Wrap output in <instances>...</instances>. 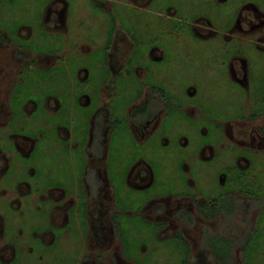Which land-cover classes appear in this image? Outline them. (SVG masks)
<instances>
[{
    "label": "flooded vegetation",
    "instance_id": "af4514ba",
    "mask_svg": "<svg viewBox=\"0 0 264 264\" xmlns=\"http://www.w3.org/2000/svg\"><path fill=\"white\" fill-rule=\"evenodd\" d=\"M11 1L20 5L23 0ZM26 1L21 6L27 12L28 7L35 9L36 20L8 30L0 28V264L13 263L16 245L28 225L34 226L29 234L48 245L59 239L58 227L70 224L73 230L63 241L73 246L83 243L72 264H159L164 260L174 264H238L239 259L247 264L256 254L264 258V119L250 117V108L245 109L250 104L242 101L234 123L211 124L206 120L201 125L195 104L184 109L173 100L171 87L178 80V70L185 74L186 66L176 64L174 68L170 45L167 50L152 46V51L133 54L130 32L108 26L107 13L117 0H35L34 6L28 1L29 5L22 4ZM125 1H132L135 8L143 5L142 0ZM260 3L243 0L237 6L235 22L222 32L206 8L187 29L203 40L221 39L223 70H218L220 62H206L203 67H217L208 72L218 76V87L229 81L244 83L234 93L237 98H250L246 41L251 36L259 48L262 46L260 52L264 51L260 45L264 40V6ZM88 5L95 11L90 16L100 9L106 16L102 20L107 39L103 44L106 71L111 75L112 70L117 77L133 67L135 77L144 85L135 87L138 92L143 90L139 99L124 101L125 96L106 83L107 91L91 95L89 100L84 93L78 96L77 81H73L70 93L64 94L59 68L76 60L87 67L94 58L79 33L75 35L78 39L70 37L75 33L72 21L77 9ZM45 28L57 37L55 49L32 48ZM65 35L71 38L69 44L61 43ZM71 53H75L73 59L67 57ZM195 63L196 67L187 68V74L192 71L194 76L199 62ZM173 69L177 70L174 75ZM31 72H38V76ZM72 103L92 107L89 111L81 107L89 117L87 131L72 125L77 118ZM176 109L190 118L185 126L188 133L178 135L184 142L183 150L190 147L184 155L189 186L153 192L150 189L159 177L156 162L172 157L171 125ZM169 123L170 134L165 128ZM126 135L131 138L128 143L122 142ZM71 143L76 144L74 158L70 156ZM124 144L130 145L127 157L121 147ZM141 144L154 148L157 154L161 144L165 156L161 152V157L149 158L141 151ZM220 148L232 156L223 161ZM52 150L68 156L60 176L46 167ZM121 156L127 159L126 169L116 164ZM26 206H33L32 213L25 215ZM130 228L144 230L151 235L147 238L150 242L136 244L137 249L130 251V244L122 238ZM71 233L77 237L75 241ZM28 242L37 244L34 239Z\"/></svg>",
    "mask_w": 264,
    "mask_h": 264
},
{
    "label": "rangeland",
    "instance_id": "374dc122",
    "mask_svg": "<svg viewBox=\"0 0 264 264\" xmlns=\"http://www.w3.org/2000/svg\"><path fill=\"white\" fill-rule=\"evenodd\" d=\"M14 1H17V0H14ZM27 1L32 3L33 6L36 5L35 0H27ZM27 1L22 4L29 5ZM88 1L93 2L95 0H88ZM147 1L148 0H142L143 5L136 7V8L134 7L132 1L131 2L128 1L126 4H123L121 2H117V3L113 2V7L107 13V17L109 18V20H107V24H109L108 25L109 27H111L112 29L119 28V29L130 32V36H128V39L133 38L134 42L136 41V36H137L138 46H136V49L134 48L133 54H135L136 51L141 49L140 45H142L144 48H146L147 46L149 47L152 44V41L155 39L154 36H156V40H161V38L163 40H166L164 37V33H166V31L168 30L173 31V32L175 30V32H178V31L189 29L190 27L188 23L190 21L189 17L192 11L196 10L198 7L204 8V6L207 5L206 9H209L211 13H213L217 17L221 16L220 18L221 20L227 19L226 22L228 23V19L230 17L229 13L232 11L233 8L241 5V2L243 0H230L229 2H222L221 4H219L217 0L216 1L209 0L208 3H206L205 1H201V0H150L148 1V3ZM21 2H20V5H17V3L13 4L11 0H2V3L0 4V28L2 27L8 30V28L9 29L16 28L24 24H31V22L36 20L35 9H32L27 6L28 7V12H27V9L24 6H21ZM259 2H261L260 6H264V0H259ZM41 5L43 7V3ZM38 8L40 7L38 6ZM91 13L94 15L95 11L91 12L90 5L78 8L75 14L76 16L73 17L74 23L72 21V24L74 25L75 33H73L70 37L78 39V37H75V35L76 33H79L80 35L78 36H81L80 38H83L84 40L88 39L87 41L89 42V44L99 46L98 48L94 47L95 50L91 54V57L93 58V57H96L97 55H102V56L105 55V51H104L105 48H103V44L106 43L105 42L106 39L104 41V35L106 33L104 30V27L102 26V15L99 14L98 12L97 15L90 16ZM7 16L11 17L13 21L8 20L6 18ZM49 33H51L49 29L45 28L44 31L40 34V39H39L40 41H38V44H36L32 48L37 49L40 47H46V49H49L52 47L51 49L53 48L55 49V47H53L54 46L53 43L54 41L57 40V37L52 36L53 33L51 34ZM45 34L48 35L47 38H45L46 37ZM220 35L221 33L218 35V38L220 37ZM70 37L67 35L62 36L63 39L61 43L69 44L68 40H70L71 42ZM188 37L189 36L184 35V39H183L184 42L181 41L179 43L174 44L173 46L174 55L172 58V62H173L172 65H174L175 69L177 68L176 64L186 66L184 68L185 74H183V72L180 74L178 70V74H179L178 80H176L175 83L171 87V91L174 93V98H175L173 99L174 102L178 104H184L183 105L184 107L186 106L194 107V103H200L203 106L204 104L202 103H205V104L207 103L212 107L218 106V107H221L224 112L220 110L221 111L220 114L212 113L213 114L212 116L209 113H207V116L212 117V118L215 117V119H220V120H224L225 118L226 119L231 118L230 116L232 115L227 114L228 112L227 107L232 106L234 108H238L239 103H241V105L243 104L242 103L243 98H238L236 100L232 94H234L237 91L239 92V90H241L240 85L244 86V83L243 85L242 84L239 85V84H235L232 81H229L228 83L224 82L222 85L218 87V84H216V81H215L218 76L216 74L211 75L210 72H208V75L206 76L208 80L207 84L194 83L192 80H196L198 76H191V74L193 73L192 71H190V73L187 74L186 73L187 68L189 66L192 67L193 65L196 67V63H195L196 61L203 62V60H205L208 63L220 62L221 65H219L220 67L218 70H223V67L225 66V63H224L225 59L223 56V52L221 51H223L224 49H221V47L218 46L217 47L218 50H217L216 43L215 42L213 43L212 41H208V42H212V44H208L204 46H192V41L187 40ZM36 39L37 38L35 37L34 39H32V41L35 42ZM43 39H47L48 42L44 41ZM47 44H49V46ZM238 47L243 49V47H241V44L238 45ZM247 50H250V45L247 47ZM74 54L75 53H71L67 57L69 59H73ZM184 54L186 55L185 58L187 59H182V56ZM261 54L264 55V51L261 52ZM169 59H171V57ZM76 62L75 61L71 62V64L68 67L62 66L61 68H59L58 76H60V78L63 79V92L65 95L70 93V91L72 90L71 85H73L72 83H74V82L69 83L68 80L74 81L73 78H70V77H72L73 75L75 77L76 75L75 73L76 72L79 73L82 67L87 68L86 66H82L86 64L85 62L79 61V60H76ZM134 64H135V61H134ZM175 69H173V75L177 72V70ZM193 69L194 68H192V70ZM214 69H217V67L216 68L207 67V71L214 70ZM94 70L96 69H91L92 72ZM212 72L214 73V71ZM48 73L50 72H47L46 74H42V76L44 77L48 75ZM111 73H112L111 75L109 73L110 76L108 75L104 78H97L95 77V75H92L89 78L88 83L86 82L87 84H83L82 82H81L82 84H78V85L77 83H74V84H76L77 86L76 89L87 87L88 89L95 90L98 88V86H101V84L107 83V86L115 87L117 92H120L121 94L125 96L124 101H128V99H130L129 96L133 94V91L135 90L136 86L139 88L141 85H143L142 83L140 84V81L135 77L133 67H130L129 69H127V72L125 71V72H121L120 74H118L117 75L118 78L114 77L112 70H111ZM31 74H34L35 77L38 76V72H31L30 75ZM47 82H49V78H47ZM189 85L192 86V88H189L191 89L190 91L194 90L193 86L197 87L198 89L197 95L186 93V91L184 90V87L186 88ZM51 88L53 87L48 86V89H51ZM202 90H204L203 93H202ZM81 91L82 89L79 90L78 96L80 95ZM209 105L208 107H210ZM77 107L80 110V112L84 111L82 110L80 105H75L74 110H76ZM89 108H92V107L88 106V111H89ZM249 108L250 106L249 107H247V105L245 106L246 110ZM243 112H241V114ZM77 116L78 118L80 117L79 115ZM197 116L200 117L201 121L199 122H201V125L203 121L209 120L207 119V117L203 115L198 114ZM179 120H180L179 115H175L174 124L171 125V131L172 133H174L173 144L171 145V148L176 147V146L181 147V144L184 143L183 141H179L180 140L178 137L179 133H183V134L188 133V130L185 126L181 127L183 122L181 121V123H178ZM121 125L122 124H120L118 128L121 127ZM76 126L79 127L81 126V124L78 122ZM165 128L170 134V123ZM123 130L124 129H122V131ZM130 139H131L130 135H126V137L122 138V142L128 143V140ZM115 143L113 140L112 146H111L112 149H114ZM71 144L73 146V149L71 151L73 152L71 153L70 156L74 158L76 157V154H77L76 149H74L76 144L75 143H71ZM189 148H184L185 154L189 151ZM144 150L145 152L149 151L148 149H146V146L143 147V145L141 144V151L143 152ZM175 154H176V158H178V154H179L178 150H176ZM63 155L64 154L62 153L60 154L52 150L50 157L48 158V161L46 164V167L48 166L49 169H51L54 172V174L58 176L64 174L65 172L64 169L66 166L68 156L67 155L63 156ZM220 156H222V154H220ZM122 160L124 161L123 164H121L119 161H117L116 164L126 169L127 168L126 167V163H127L126 157L123 156ZM176 177H178L177 173H176ZM169 178L171 179V174L169 175ZM61 179L63 178L61 177ZM157 181L158 182L156 183V185L150 189L153 192L161 190V189H164V190L172 189L178 184L176 181H174V183H170V182L167 183L164 177H158ZM190 192L192 191L190 190ZM24 210H26L25 215H27L29 213H32L31 210H34V208L33 206L32 207L26 206V208L24 207ZM254 214L258 217L257 213L254 212ZM256 216H255V221H254L255 223L253 226L256 225ZM241 217L242 215L240 214L239 219H241ZM33 227H31V225H28L26 227V230H24V232H27V233H25L24 235H21L24 237H21L20 238L21 241L16 245L17 254L12 264H23L22 263L23 259H26V261H29L28 264H72V258L76 256L79 253L80 249L83 247V243H79L77 245L75 244V246H73L72 244L65 243V240L63 241V239L65 237H68L70 235V232H72L73 230L72 224L66 227H60V228L58 227L56 229V233L59 239L57 240L55 244H48V245H45V243L40 244L37 236L33 237L29 234V233H32V231L34 230ZM60 235L62 236V238H60ZM71 237H73V241H75V238H77L74 233H71ZM31 239H34L35 241H37L36 243L39 245L37 244L33 245L32 242L29 243L28 241ZM133 244L134 243L132 242V244L129 245V247L131 248L130 251L132 249H135V245ZM76 250H77V253H76ZM64 255H66L67 257L66 259H64ZM150 262H154V261H150ZM237 262L238 264H246L245 260H242V259L237 260ZM159 264H174V263L170 260H164V261H159ZM247 264H264V258L262 257L261 254L260 256L259 254H256L255 259H250V263H247Z\"/></svg>",
    "mask_w": 264,
    "mask_h": 264
},
{
    "label": "crops",
    "instance_id": "0c3cea01",
    "mask_svg": "<svg viewBox=\"0 0 264 264\" xmlns=\"http://www.w3.org/2000/svg\"><path fill=\"white\" fill-rule=\"evenodd\" d=\"M117 1H119V2L124 1L123 3H126L125 0H117ZM201 1H205L207 3V0H201ZM205 8H206V5L204 6V8L198 7L196 10L192 9L193 11L189 17V20L192 22V20H194L195 17L199 13L204 11ZM236 11H237V6L234 8L233 12L229 13L230 17L228 19V23L226 22L227 19L221 20L220 19L221 16L217 17L213 13L211 14V19L214 21V23H215L214 25L216 26L217 29L220 30V32L226 30L227 27H229L231 24H233L235 22L236 17H237ZM99 14L102 15V20H104V18H105L104 11L100 9ZM190 21L188 23H190ZM102 24H103V22H102ZM184 35L189 36L187 40L192 41V46H204V45L211 44L212 42L213 43L215 42L217 45L216 48L218 46L221 47V39H218V40L215 39L214 41L208 43V40H203L201 38H198L195 35V33H193L191 30H183V31H178V32H175V30H174V32L168 30V31H166V33H164V37L166 40H163L162 38H161V40H156V36H154L155 39L152 41V44L150 45L151 48H150V46L149 47L147 46L148 48L147 47L144 48L142 45H140L141 49L136 51V52H142L143 53V52H148L150 50L152 51L153 50L152 46H157V49L161 48V49L167 50V49H170L169 45H170L171 49L173 50L174 44L179 43L181 41L184 42V40H183ZM105 39H106V34L104 35V41H105ZM81 40L83 41L84 39L81 38ZM87 40L88 39L84 40L85 42L83 41L85 48H89V49H92L94 51L95 50L94 47H97V48L99 47V46L89 44V42ZM106 41H107V39H106ZM132 41H133V38H132ZM262 41H264V40H261L260 45H264V43ZM133 44H134L133 46H135V49H136V46H138L137 36H136V41H135V43L133 42ZM245 44H247V45H245V47H248L250 45V50H248V55H247L248 57L246 59V65H247V68L249 69L247 78L250 81V93L248 96L250 98H248V99L244 98L243 102H244V105L248 104V103L250 104V117H251V115H253L255 118L259 117L258 119L263 122L262 119H264L263 118V116H264V55L261 54V52H260V50H261L260 48H262V46L259 48L257 46L255 39L252 38L251 36H250V39H248ZM203 48H205V47H203ZM185 57H186V55L184 54L182 56V59H187ZM98 59H99V62L97 61ZM103 63H104L103 56L97 55L96 57H94L92 59V64L88 65L87 68L82 67V69L86 70V72L82 73L80 76L75 75L77 77H76V79L74 78V81L76 80L78 82V84H82V83L87 84L89 78L92 75H95V77H97V78H104V77L108 76L109 73L106 71L107 66H104ZM205 63H206L205 60H203V62H199L198 63V70L194 72V76H198V78L196 80H192V81L196 84H198V83L207 84L208 83V80L206 78V76L208 75L207 65H206V67H203V65ZM202 68H204V69H202ZM82 69H80V70H82ZM91 69H96V70H94L92 72ZM210 74L213 75L212 73H210ZM71 82H73V81H71ZM189 88H192V86L189 85L186 88L184 87V90L186 91L187 94H195V95L198 94L197 87L193 86V88H194L193 91L188 90ZM81 89H82V91L80 93H82V94L84 93V95H86L84 97L89 99V100H91L92 97H95V95L98 96V94H101V93H104L105 91H107L106 84H104V83L101 84V86H98V88L95 90L88 89L87 87L86 88H80V90ZM142 92H143L142 88L139 89V92L137 90H134L133 94H131L129 97H137V95L139 94L138 95V99H139L140 94ZM203 92H204V90H202V93ZM91 95H92V97H91ZM232 95L236 100L238 99L235 94H232ZM142 97H143V95H142ZM194 104L198 108L199 114L207 117V119H209L211 121V124L234 123L239 118L238 112L240 110V106H242L239 103L238 108H234L232 106L227 107V110H228L227 114L232 115V116H230L231 118H227V119L225 118L224 120H220V119H215V117H213V118L208 117L207 113H209L211 116L213 115L212 113L220 114L221 111H223L221 107H218V106L212 107L207 103L206 104L202 103V104H204V106L201 105L200 103H194ZM75 105H77V104L72 103L71 107L75 108ZM208 105L210 107H208ZM80 106L83 109H86V108H88L89 105H87V106L80 105ZM188 107L189 106H186L183 108L189 109ZM76 110H78V109H76ZM76 110H74V117L77 115H79L80 117L78 118V116H77V118L74 121H72V125L76 126V124L79 122L81 124V126L77 127V129L79 131H87L88 125H89L88 114L86 113V111H84V112L78 111L77 113H75ZM178 111H179L178 109L175 110V112H176L175 115H179V117H180V120L178 123H181V121H182L183 123L181 126H187V124L190 122V118L187 119L186 115L183 114L182 111L181 112H178ZM204 122L207 123V121H204ZM226 144L228 145L227 142H226ZM121 147H122V150H123L125 156L127 157V150L129 149L130 145L124 144ZM147 149L149 151L145 152V154L147 156H149V158H152V156H154V155H158V157H161L163 154V156H165V154L163 153V149H162L161 144H159V146H158V149L160 152L159 154H157L155 152L154 148H152V147H147ZM176 150H178V153H179L178 158H176V154H175ZM161 152H162V154H161ZM169 152L171 153V156H172L171 158H169L168 160H161L160 159L159 161L156 162V172L158 173L159 177H164L166 179L167 183H169V182L174 183V181H176L178 184L175 186V188L178 190H181V189L183 190L187 186H189L188 183L186 182L187 173L185 170L186 164H185V158H184L185 153H184L183 147L182 146L181 147H178V146L172 147ZM228 153H230V154H228ZM219 154L223 155L222 156L223 161H224V158L227 160V157L229 155L232 156L231 152L226 151L224 153V149H222V148L219 149ZM142 155H143V153H142ZM136 156H137V154H136ZM122 158H123V156H121L120 161L118 160L121 164L124 163ZM229 161H231V160H228L227 162H229ZM126 162H127V159H126ZM176 173H177L178 177H176ZM170 174H171V179L169 178ZM77 201H78V197H77ZM149 236H151V235L146 233L144 230L134 231L133 228H130L126 231V233L122 236V238H125V241L128 242L129 244H131L133 242L134 243L133 245H135V249H137L138 245H136V244H140L141 242H150V240L147 239ZM130 237H132V238H130ZM135 249H132V250L134 251Z\"/></svg>",
    "mask_w": 264,
    "mask_h": 264
}]
</instances>
